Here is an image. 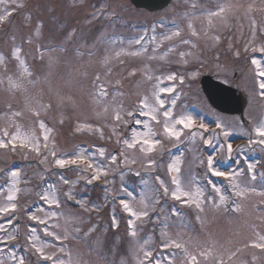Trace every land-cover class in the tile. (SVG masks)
<instances>
[{
  "label": "rangeland",
  "instance_id": "1",
  "mask_svg": "<svg viewBox=\"0 0 264 264\" xmlns=\"http://www.w3.org/2000/svg\"><path fill=\"white\" fill-rule=\"evenodd\" d=\"M130 3L0 0V259L264 264V0Z\"/></svg>",
  "mask_w": 264,
  "mask_h": 264
},
{
  "label": "water",
  "instance_id": "2",
  "mask_svg": "<svg viewBox=\"0 0 264 264\" xmlns=\"http://www.w3.org/2000/svg\"><path fill=\"white\" fill-rule=\"evenodd\" d=\"M135 6L149 10L163 7L169 0H130ZM202 89L211 105L229 113L242 112L239 93L233 87L226 86L203 75L200 79Z\"/></svg>",
  "mask_w": 264,
  "mask_h": 264
},
{
  "label": "flooded vegetation",
  "instance_id": "3",
  "mask_svg": "<svg viewBox=\"0 0 264 264\" xmlns=\"http://www.w3.org/2000/svg\"><path fill=\"white\" fill-rule=\"evenodd\" d=\"M196 9H198V7L196 8ZM186 10H187V8H186ZM117 25H123L122 23L121 24H117ZM188 30H190V29H188ZM187 30V31H188ZM124 35H127V33H123L122 34V36H121V38L122 39H125L126 40V42H129V41H127L129 38L127 37V36H124ZM184 68H186L187 69V66L186 67H184ZM187 71V70H186ZM203 73H207V74H209V75H211L213 78H215V79H217V80H220V81H223L225 84H228V85H231V86H234V87H236V88H238L239 89V87L235 84V81H236V79H237V77H236V73H235V71H233V73H232V75H230V76H228V73H227V71L226 70H222L221 69V66H218L216 69H210V68H206L205 69V71H201L199 74H198V72H197V74H196V79L197 80H199V77L203 74ZM198 75V76H197ZM239 92H240V99H241V102H242V104H243V112H242V114L241 113H238V114H229V113H225V112H222V111H220L219 109H217V108H215V107H213L211 104H209V102L207 101V99H206V97H205V95H204V93L202 92V89H201V87H200V95H201V97L202 98H205V101L207 102V104H208V106L210 107V109L217 115V116H221V117H223V115L224 116H231V117H236V118H238V120L240 121V122H243V123H247V124H250V120L249 119H247V118H245V109H246V106H247V104H248V100H249V95L247 96V95H244L243 93H242V91L239 89ZM185 97H189V96H185ZM199 104V103H198ZM203 110V109H202ZM250 118V117H249Z\"/></svg>",
  "mask_w": 264,
  "mask_h": 264
},
{
  "label": "snow or ice",
  "instance_id": "4",
  "mask_svg": "<svg viewBox=\"0 0 264 264\" xmlns=\"http://www.w3.org/2000/svg\"><path fill=\"white\" fill-rule=\"evenodd\" d=\"M261 75H264V73H261ZM260 87L261 88H264V83H261V85H260ZM0 211H3V209H0ZM0 243H3V241H0ZM3 251V248H0V252H2ZM13 260H15V256L13 255L12 257H11ZM22 259V258H21ZM0 264H3V260L2 259H0Z\"/></svg>",
  "mask_w": 264,
  "mask_h": 264
},
{
  "label": "bare ground",
  "instance_id": "5",
  "mask_svg": "<svg viewBox=\"0 0 264 264\" xmlns=\"http://www.w3.org/2000/svg\"><path fill=\"white\" fill-rule=\"evenodd\" d=\"M17 170H18L17 168H11V169H10V172L13 173V174H16V173H17ZM80 177L83 178V177H84V174L82 173V174L80 175Z\"/></svg>",
  "mask_w": 264,
  "mask_h": 264
}]
</instances>
